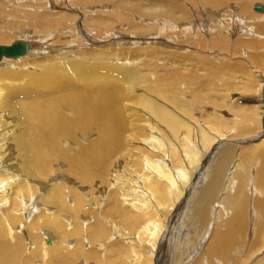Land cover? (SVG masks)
Returning <instances> with one entry per match:
<instances>
[{"label": "bare ground", "instance_id": "bare-ground-1", "mask_svg": "<svg viewBox=\"0 0 264 264\" xmlns=\"http://www.w3.org/2000/svg\"><path fill=\"white\" fill-rule=\"evenodd\" d=\"M230 1L0 0V45H29L25 55L0 59V264H243L248 254L246 262L258 254L252 264H264V118L238 171H232L234 142L220 141L196 160L195 181L178 203L185 186L174 189L171 167L157 159L162 155L148 152L152 159L144 158L141 174L129 178L122 160L109 162L123 140L129 144L126 136H150L162 127L191 133L184 118L198 123L193 116L199 105L187 97L220 68L204 52L228 49L236 34L263 40L264 11L254 13L258 4L241 0V12L254 10L244 15L254 25L245 20L237 26L244 20ZM257 72L263 77L264 70ZM201 126L205 143L211 129H222ZM189 146L183 147L194 159ZM176 154L173 165L182 170ZM226 174L236 185L221 199L227 217L220 211L213 223L212 206ZM109 175L113 189L106 191ZM253 175L257 193L248 195ZM183 206L186 235L202 237L193 244L188 239L180 250L162 241L156 247L165 222L172 224ZM164 230L170 233L168 226ZM192 252L194 260L185 262Z\"/></svg>", "mask_w": 264, "mask_h": 264}, {"label": "rangeland", "instance_id": "rangeland-1", "mask_svg": "<svg viewBox=\"0 0 264 264\" xmlns=\"http://www.w3.org/2000/svg\"><path fill=\"white\" fill-rule=\"evenodd\" d=\"M256 2V3H255ZM262 2V3H261ZM133 3V2H132ZM230 3H233L234 5H236L235 9V13L238 14L239 16V19L240 21L244 20V23L242 21V23L238 22L237 26H244V24L246 23L247 19H245V16L246 17H249L247 16L248 14H251V12H254V10L252 11V7L251 8H248V12H244L240 10V3H241V0H234V1H230ZM252 3V2H251ZM253 3L255 4H258V5H263L264 6V0H254ZM129 4V3H128ZM142 7V6H141ZM145 8H148V5H145L144 6ZM144 7L142 9H144ZM251 11V12H250ZM264 11V10H263ZM259 12V11H258ZM256 13V11L254 12ZM261 13V12H259ZM247 14V15H246ZM245 15V16H244ZM242 16V17H240ZM244 16V17H243ZM242 18V19H241ZM246 20V21H245ZM260 23H264V22H260ZM246 24H250L249 26L251 25H254L252 23V21H247ZM245 24V25H246ZM116 25L118 27H121L120 23H116ZM248 26V27H249ZM264 26V25H263ZM126 27H128V25L126 24ZM259 32V31H258ZM259 34L262 36H264V29H262ZM241 35V36H240ZM247 36V37H245ZM237 39H236V38ZM241 37V38H240ZM209 38V37H208ZM245 38V39H244ZM258 37H253L251 35H244V34H236L232 40L229 41L230 45L227 47H229L228 49L231 50H228L227 48H224V49H221L219 51H217L218 54H216L215 52L212 53V54H208V52H204V54L208 55L210 57V61L213 63V64H218L220 66V68L217 70V72H210L208 73L207 75V83L202 86L200 89L202 91H200V89L198 90V92L192 96V97H187L188 100H190L191 98H193L192 100L194 102L191 101V106H198L197 107V110H194V118H197L199 119V122L196 123L194 122L195 120L191 119V117H189V120H188V117H185L184 120H187V123L190 125V127H192V130L190 131L191 133H186L184 130H179L178 132H172L170 131L169 129H163L164 127H162L161 129H159L158 131L154 132L153 135H150V136H146L147 138L144 137V134L142 135H135V136H126L124 137L125 140L129 141V144L126 142V144L124 145L125 141L123 140L122 144H121V149L119 151L118 154H122V151L123 149L124 152L122 155H113L110 159V166H112L114 164V162H116L117 160H122V163L124 162L125 166H129L126 170V175L127 176V173H128V177H125L124 178H129V177H135L136 174L142 172V169L145 168L146 166L142 167L143 165L146 164V160H150L152 159L151 157L154 155H156V153L162 155L161 158H157L158 160H161L163 161V163L167 164V167H171V174L174 181L177 182L174 184V189H178V186L181 187V185H184V189H183V193L182 195H180L178 197L177 200H175L176 202L180 201L183 197H184V194H185V190L189 187V182H192V181H195V179H193L194 177V173L196 172V169L194 168L196 166V163L197 161L196 160H200V162L208 155V153H210L214 148V146L219 143L220 141H224V142H227V141H231L233 144H235V154L233 155V158H232V162L234 163L235 162V165L234 167H232V164L233 163H230L229 166H231L232 168V171H238L240 169V165H239V162L241 163V156L243 154V150H245L247 147H249L250 143H252L255 138H249L251 135L255 134V132H260L263 130V119L264 118V108L262 107H259L260 104H261V99H264V97L262 98L261 96H259L261 93L264 94V73H263V77L261 76H257L258 72L257 71H262L264 70V37L262 38L263 40H261V38H258ZM243 39V40H242ZM246 39H247V42L250 44V43H253L251 44V48L246 45L248 44L246 42ZM257 41H256V40ZM235 41L238 43L235 48L233 47V43H235ZM251 41V42H250ZM233 42V43H232ZM232 43V44H231ZM257 46H256V45ZM232 46V47H230ZM257 47V48H256ZM246 48V49H245ZM260 48H261V51H260ZM215 49V48H214ZM213 49V50H214ZM233 49H235L236 51H234ZM250 49V50H249ZM255 49V50H254ZM258 49V50H257ZM253 50V51H252ZM215 51V50H214ZM221 51V52H220ZM223 51V52H222ZM228 51V52H227ZM197 52V51H196ZM238 52V53H237ZM250 52V53H249ZM235 55H234V54ZM258 53V55H257ZM262 53V54H261ZM230 54V55H229ZM250 54V55H249ZM260 54V56H259ZM234 55V56H233ZM246 55V57H244ZM257 57L256 61L253 57ZM220 57V59H219ZM248 57V58H247ZM250 57V58H249ZM255 57V58H256ZM214 60L216 59L217 60V63L213 62V59ZM228 59V61H227ZM242 59V60H241ZM247 61H246V60ZM251 59V60H249ZM253 59V60H252ZM226 60V61H225ZM246 61V62H245ZM258 61V62H257ZM261 61V62H260ZM242 62V63H241ZM244 62V63H243ZM257 62V63H255ZM227 63V64H226ZM252 63V64H251ZM226 64V65H225ZM255 64V65H254ZM230 65V66H229ZM225 66V67H224ZM228 66V67H227ZM232 66V67H231ZM222 67V68H221ZM226 67L228 69H226ZM254 67V68H253ZM260 67V68H259ZM232 68V70H231ZM236 68V69H235ZM249 69V70H248ZM256 69V70H255ZM234 70V71H233ZM253 70V71H252ZM225 71V72H224ZM244 71V72H243ZM224 72V73H223ZM253 74V77H252V74ZM223 73V74H222ZM250 73V74H249ZM256 73V74H255ZM212 74V75H210ZM249 75L247 77V75ZM234 75V76H233ZM222 76V77H221ZM215 77L216 80H215ZM211 78H213V80H211ZM219 78V79H218ZM260 78V80H259ZM218 79V80H217ZM255 79V80H254ZM257 79V80H256ZM211 80V81H210ZM253 80V81H252ZM210 81V82H208ZM220 81V82H219ZM227 81V82H226ZM244 81V82H243ZM248 81V82H246ZM246 82V83H245ZM255 82V83H254ZM210 83V84H209ZM212 83V84H211ZM214 83V84H213ZM219 83V85H218ZM231 84V85H230ZM247 86H246V85ZM260 84V85H259ZM227 85V86H226ZM246 87H245V86ZM231 87V88H230ZM248 87V88H247ZM262 87V88H261ZM223 89V90H222ZM246 89V90H244ZM248 89V90H247ZM259 90V91H258ZM262 90V91H261ZM249 98V99H248ZM260 98V99H259ZM196 99V100H195ZM259 99V100H258ZM220 100V101H219ZM256 100V102H255ZM208 101V102H207ZM258 101V102H257ZM201 102V103H200ZM264 103V101L262 102V104ZM258 104V105H257ZM261 104V105H262ZM241 106V107H240ZM250 106H253L252 109L250 108ZM246 107V108H245ZM130 108V106H129ZM239 110V111H238ZM217 111V112H216ZM211 112H214L211 114ZM219 112H222V113H219ZM219 113V114H218ZM228 113V115H227ZM255 113V114H254ZM258 113V114H257ZM208 114V115H207ZM222 114V115H220ZM236 114V115H235ZM206 115V116H205ZM233 115V117H232ZM238 115V116H237ZM253 115V116H252ZM260 115V116H259ZM234 118V119H233ZM191 119V121H190ZM214 119V120H213ZM224 121H222V120ZM229 119V120H228ZM253 119V120H252ZM154 121V120H152ZM212 122L211 124L208 123ZM186 122V121H185ZM214 122V123H213ZM218 122V123H217ZM221 122L222 125H220L219 123ZM208 123V124H207ZM225 123V124H224ZM200 124V125H198ZM217 124V125H216ZM233 124V125H232ZM164 125V124H163ZM205 126L203 127V129H207L208 125L209 127L211 126H216V128L218 127V125H220L219 127H222L221 128H217L219 131H222V132H219V131H213L211 128V131L212 133H208L209 137L211 138L214 134H217L219 135L220 134H224L227 133L229 135H225V136H222L221 139H217V138H213V139H210L208 137V140H206V143L205 141L203 140V137H202V134H201V128L200 126ZM165 126V125H164ZM201 126V127H202ZM227 126V127H225ZM224 127V128H223ZM159 128V126H158ZM238 128V129H237ZM165 130V131H164ZM167 131V132H166ZM206 132V130H204ZM231 131H233L232 134ZM170 132V133H169ZM264 132V131H263ZM176 133H178L176 135ZM251 133V134H250ZM156 137H155V135ZM175 134V135H174ZM190 135V136H189ZM171 136V137H170ZM184 136H186V138H184ZM152 138V141L150 138ZM138 138V139H136ZM247 138V140H246ZM143 139L145 141H143ZM160 139V141H159ZM185 141H184V140ZM186 139H188L186 141ZM223 139V140H222ZM210 140V141H209ZM215 142H212L214 141ZM234 140V141H232ZM130 141H131V144H130ZM140 141V142H138ZM150 141V142H149ZM159 141V142H158ZM239 141V142H238ZM134 142V145H132ZM185 142V143H183ZM190 142V143H189ZM211 143L210 145L208 144ZM245 142V143H244ZM142 143V144H141ZM183 143V145H182ZM238 143V144H237ZM192 144V145H191ZM132 145V146H131ZM160 145V147L158 146ZM187 145H190V149L192 150V153H194L196 156L194 157L193 159V155H189L188 156V152L186 153L185 151V147L183 146H187ZM123 146V147H122ZM136 146V147H135ZM147 146V147H146ZM194 146V147H193ZM210 146V147H209ZM132 147V148H130ZM140 149H139V148ZM157 147V148H156ZM159 147V148H158ZM162 147V148H161ZM174 147V148H173ZM208 147V148H207ZM131 150H129V149ZM134 148V150H133ZM164 149L161 151V149ZM172 148V150H171ZM128 149V150H127ZM160 149V151H159ZM122 150V151H121ZM126 150L128 151V153H126ZM165 150H166V154L164 155L165 153ZM176 150V151H175ZM194 150V151H193ZM130 151V152H129ZM134 151V152H133ZM151 151V152H150ZM153 151V152H152ZM164 151V152H163ZM168 151V152H167ZM209 151V152H208ZM138 152V153H137ZM146 152V153H145ZM150 153V156H149V153ZM162 152V153H161ZM125 153V154H124ZM170 153V154H169ZM176 154V156L178 155H182V156H178V158H182L183 160L181 161L180 159V162L182 164L181 167L182 170H179L178 166L177 165H173V160H175V157L173 156V154ZM179 153V154H178ZM245 153V151H244ZM127 154V155H126ZM142 154V155H141ZM125 155V156H124ZM140 155V156H138ZM120 156V157H119ZM128 156V157H126ZM136 156V157H135ZM153 156V158H154ZM125 157L130 160L128 161L127 159H125ZM148 157V158H147ZM156 157V156H155ZM191 157V158H189ZM117 158V159H116ZM121 158V159H120ZM130 158V159H129ZM133 158V159H131ZM140 158V159H139ZM145 158V159H144ZM172 158V159H171ZM190 160H188V159ZM197 158V159H196ZM142 159V160H141ZM192 159V160H191ZM141 160V161H140ZM172 160V161H171ZM238 160V161H237ZM143 161V162H142ZM194 161V162H193ZM196 161V162H195ZM184 162V163H182ZM199 162V163H200ZM143 163V164H142ZM175 163V161H174ZM195 165V166H193ZM109 166V167H110ZM131 166V167H130ZM140 166L142 168H140ZM176 166V168H175ZM166 167V168H167ZM192 167V168H191ZM111 168V167H110ZM140 168V169H139ZM133 169V170H132ZM141 170V171H139ZM185 170V171H184ZM130 172V173H129ZM136 172V173H135ZM175 172V173H174ZM187 172V174L185 173ZM181 173V174H179ZM130 174V176H129ZM135 174V175H133ZM183 175V178L182 176ZM186 175V176H185ZM109 177V178H108ZM106 179V182H105V185H106V191L108 190H112L113 187L110 186L108 183H109V179H111V175H109ZM231 177V174H226V176L223 177V184L224 186L221 188V191L218 193V197L216 196L215 198L217 199V201H215L213 203V206H212V211L213 213H211V216H213V223L217 220L220 219V215L218 214V212H222V216L223 217H227L225 215V212L222 211V203H221V199H222V196L224 193L228 192V190H233V188L235 187V183L234 181H230V178ZM230 178V179H229ZM134 179V178H133ZM179 183H178V181ZM201 179V178H200ZM185 180V181H184ZM189 180V181H188ZM255 180V177L254 175L252 176V179L250 180V183H251V187H248L246 189V194L248 195H251L255 192V194L257 193L255 190V186H253V181ZM200 181V180H199ZM198 181V184L196 186H194L195 188L192 189V193L196 192L198 190V187L200 185ZM236 181V180H235ZM252 181V182H251ZM185 182V183H184ZM111 183V182H110ZM177 184V185H176ZM189 184V185H188ZM177 186V187H176ZM110 187V188H108ZM228 187V188H227ZM186 188V189H185ZM254 191V192H253ZM193 195V194H192ZM175 202V203H176ZM177 202V203H178ZM187 202H188V199H187ZM174 203L173 207L176 206V204ZM187 205V203H186ZM184 207V206H183ZM221 207V208H220ZM174 209V208H173ZM185 209H186V206L184 208H182L180 211H179V216L174 218V220L171 222L172 224L168 225L170 223V220H168V222L166 223L165 222V226H168L170 228L169 232L170 233H166L165 235H163L165 233V226L163 228V230L160 231V235L158 234V236L161 238L158 239L157 237V246H159V243L160 244L162 242L168 244L169 246L173 247L176 245V247L180 250L181 248L183 249L184 246L187 247L188 245H185L187 244V241L188 239H192V241H190V244L192 242L193 244V240L195 241L194 243H196L198 241L199 238L202 237L201 234H198V233H192L193 231H190L189 234H191V237H188V235H186V230H185V225L186 226H189V223H187L186 221V218L182 221L181 223V217H182V214L185 213ZM172 212V211H171ZM170 212V213H171ZM189 212V210H188ZM96 213V212H95ZM216 213V214H215ZM181 216V217H180ZM167 217H169L167 215ZM116 220H119L120 218L117 217V218H114ZM121 220V219H120ZM178 220V221H177ZM180 220V221H179ZM138 225V224H137ZM137 225H135L134 227H136ZM139 227L141 225H138ZM137 226V227H138ZM136 227V228H137ZM138 227V228H139ZM127 231V230H126ZM208 231V230H207ZM110 233L113 232V230H109ZM163 232V233H162ZM201 233V232H200ZM203 234V233H202ZM194 235V237H192ZM199 235V236H198ZM164 236V238H163ZM198 237V238H197ZM207 237V235H206ZM204 238V240L206 241L207 238ZM167 238V240H166ZM170 238V239H169ZM127 240V239H126ZM164 240V241H163ZM197 240V241H196ZM202 240V241H204ZM162 241V242H161ZM166 241V242H165ZM205 242H202L200 244L197 245V249H198V252L199 253L201 251V248L203 246ZM171 244V245H170ZM95 245V244H94ZM164 250L166 249V246L163 247ZM189 249V248H188ZM163 249L159 252H162L164 251ZM186 252L188 250H185ZM190 251V250H189ZM263 252V250L261 249L260 253L261 254ZM197 253H193L190 254H187L185 257L183 256V259L185 260V262H191L194 260V258L196 257ZM160 254V253H159ZM193 254H195L194 258H193ZM170 255V254H168ZM240 256V254L236 253L235 254V258H237L238 256ZM258 255V254H257ZM257 255H254V256H251V257H248L249 260L246 262V258L248 255L244 256L243 254H241L242 258L244 256V261H243V264L246 263V264H252ZM188 256V258H186ZM240 256V257H241ZM256 256V257H255ZM239 257V258H240ZM255 257V258H253ZM153 258V257H152ZM193 258V259H191ZM238 258V259H239ZM253 258V259H252ZM169 259V258H168ZM172 259V258H171ZM241 259V258H240ZM251 260H254L253 262H251ZM96 261V260H95ZM143 262V261H140V263ZM250 262V263H249ZM110 263V262H109ZM151 264H154L152 262H150ZM155 264H159L157 262V260L155 261Z\"/></svg>", "mask_w": 264, "mask_h": 264}, {"label": "water", "instance_id": "water-1", "mask_svg": "<svg viewBox=\"0 0 264 264\" xmlns=\"http://www.w3.org/2000/svg\"><path fill=\"white\" fill-rule=\"evenodd\" d=\"M253 9L255 11L263 12V6L261 5H254ZM28 49L29 45L20 40H16L10 45H0V59L4 56L13 58L25 55Z\"/></svg>", "mask_w": 264, "mask_h": 264}]
</instances>
